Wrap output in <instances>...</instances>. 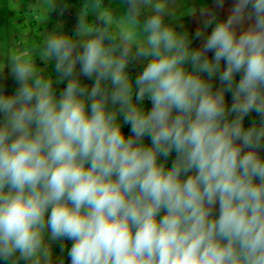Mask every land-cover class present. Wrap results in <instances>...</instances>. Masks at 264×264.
I'll list each match as a JSON object with an SVG mask.
<instances>
[{
    "label": "clouds",
    "instance_id": "1",
    "mask_svg": "<svg viewBox=\"0 0 264 264\" xmlns=\"http://www.w3.org/2000/svg\"><path fill=\"white\" fill-rule=\"evenodd\" d=\"M121 4L83 0L73 36L7 52L18 87L0 91V258L54 264L47 236L72 241L70 264H264V0L210 16L195 49L165 22L169 0ZM131 62L144 63L134 81ZM252 112L261 123L245 128Z\"/></svg>",
    "mask_w": 264,
    "mask_h": 264
},
{
    "label": "crops",
    "instance_id": "2",
    "mask_svg": "<svg viewBox=\"0 0 264 264\" xmlns=\"http://www.w3.org/2000/svg\"><path fill=\"white\" fill-rule=\"evenodd\" d=\"M5 4H7L8 10L7 14L8 21L10 22V25L16 24V14H20L23 16V13H20V9L23 7L24 11H27L28 13H31V16L34 15H40V22L41 24H46V26H41V33L42 37L40 39H43L47 32H52L55 29V25L57 26H64L66 27L71 26L70 28V35L73 36L76 31V25L78 22V16L81 9L82 1L81 0H55V7L54 10L50 11V9L44 5L40 7H29V5H35L37 4V0H5ZM104 3L106 6L110 5L116 8L117 13H122L125 8L127 7L126 4L122 5L121 0H104ZM221 0H169V8L174 13L173 16H167L165 17V22L172 24L178 32H187L189 34V38L192 40L191 47L192 48H199L203 42L202 38H197L195 36V33L197 31H203L205 35L210 33L212 30V27L215 26V24L211 25L206 30L204 29V22L206 19H209L210 16L214 15L216 17V22H219L223 15V9H220ZM6 6V5H5ZM4 6V7H5ZM2 9L4 8L3 5L0 6ZM22 12V11H21ZM150 10L145 9L140 17L141 22L146 19L150 15ZM35 18V16H34ZM33 18V19H34ZM35 20V19H34ZM38 18L36 17V22ZM39 23V21H38ZM37 23V24H38ZM13 30V29H12ZM34 26L26 28L25 31L32 35L35 34L33 32ZM16 32V30H15ZM17 33V32H16ZM208 56L211 57L212 53H208ZM52 70V67L54 69V61L50 62L48 64ZM144 66L143 62H131L128 66V71L130 76L132 77L133 81L136 77V75L139 74V72L142 71ZM224 62H222V69L224 67ZM77 71H79V65H77ZM239 75L237 74L236 79H239ZM207 79L206 75L204 77ZM80 80L83 84H86L89 88L94 83L93 79H88L86 77L81 76ZM214 88L220 87V81L219 77L217 76L212 81ZM67 81H64L63 88L66 86ZM226 103L230 106L232 103V94L231 92L226 93ZM142 107L145 110H150L151 108V102L147 99L142 103ZM119 121L122 124V130L125 135H131L130 131V125L123 124V117H118ZM261 117H259L255 112L250 113L247 117L244 119V127L248 128L250 127L253 122H255L257 125L261 123ZM145 143H150L149 138H145ZM258 154L261 156H264V148H261L258 150ZM175 152H173L169 158L167 159V166H171L172 161L175 159ZM164 158L161 157V160ZM218 210V205H217Z\"/></svg>",
    "mask_w": 264,
    "mask_h": 264
},
{
    "label": "rangeland",
    "instance_id": "3",
    "mask_svg": "<svg viewBox=\"0 0 264 264\" xmlns=\"http://www.w3.org/2000/svg\"><path fill=\"white\" fill-rule=\"evenodd\" d=\"M5 0H0V6L3 5V9L2 7H0V69L3 68V66L6 64L7 62V52L9 49H11L14 46H23L25 44V42H27L28 44H39L42 42L43 39H40V37H42V33H41V26H46V24H41L40 22V15H34L32 17L31 13L24 11L23 7L20 9V13H23V16H21L20 14H16V24H12L10 25V22L8 21V14H7V4H5ZM220 9H224V7H220ZM228 10H226L227 15L229 16L231 14V9L227 8ZM22 11V12H21ZM36 17L38 18L37 22H36ZM35 20H34V19ZM39 21V23H38ZM254 22V18L252 20V23ZM38 23V24H37ZM34 26V30L33 32L35 34L29 35L25 29ZM71 26L66 27V25L64 26H56L55 25V29H59L60 31L64 32L65 34L70 35V28ZM13 29V30H12ZM16 30V32H15ZM72 36V35H71ZM37 64L42 67L45 68V74H51L53 75V77H55V71L52 67L49 65H44L41 61H39V59H37ZM6 82L7 83H15L16 85V89L18 87L17 82L15 81L14 77L12 76L11 72H10V68L5 66L3 68L2 71H0V83ZM4 84V83H3ZM63 89V84L59 85L57 87L58 92L60 90ZM9 94H12V92H10ZM63 248H64V258L62 260H60L57 264H60L61 261H63V264H70V257L68 256V251L70 250L71 247V243L72 241H68V240H63Z\"/></svg>",
    "mask_w": 264,
    "mask_h": 264
},
{
    "label": "flooded vegetation",
    "instance_id": "4",
    "mask_svg": "<svg viewBox=\"0 0 264 264\" xmlns=\"http://www.w3.org/2000/svg\"><path fill=\"white\" fill-rule=\"evenodd\" d=\"M4 83V84H3ZM0 83V91H2L4 94H9L10 92L14 93L16 90V85L15 83H7L3 82ZM3 119V116L0 115V120ZM63 240H58V241H48L47 236H46V242L50 243L52 253H53V262L54 264H57L60 260L64 258V248L63 250L61 249V245H63ZM0 264H12V260L5 261L2 258H0ZM19 264H28V262L24 260H20Z\"/></svg>",
    "mask_w": 264,
    "mask_h": 264
},
{
    "label": "trees",
    "instance_id": "5",
    "mask_svg": "<svg viewBox=\"0 0 264 264\" xmlns=\"http://www.w3.org/2000/svg\"><path fill=\"white\" fill-rule=\"evenodd\" d=\"M81 1L83 2V0ZM234 4H235V0H222L221 7L222 8L224 7V9H223V15L220 21L225 20L228 17L226 10H228L227 8L232 9ZM91 19H95V17H92ZM251 24H252V20L245 19L244 23L240 26V28H238V34L240 30L247 29V27H249Z\"/></svg>",
    "mask_w": 264,
    "mask_h": 264
}]
</instances>
